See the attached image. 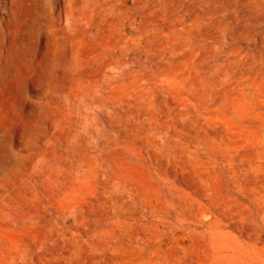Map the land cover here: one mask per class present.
Here are the masks:
<instances>
[{
  "label": "rangeland",
  "instance_id": "1",
  "mask_svg": "<svg viewBox=\"0 0 264 264\" xmlns=\"http://www.w3.org/2000/svg\"><path fill=\"white\" fill-rule=\"evenodd\" d=\"M0 264H264V0H0Z\"/></svg>",
  "mask_w": 264,
  "mask_h": 264
}]
</instances>
